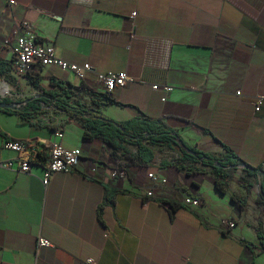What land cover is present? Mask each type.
<instances>
[{
    "label": "crops",
    "instance_id": "0c3cea01",
    "mask_svg": "<svg viewBox=\"0 0 264 264\" xmlns=\"http://www.w3.org/2000/svg\"><path fill=\"white\" fill-rule=\"evenodd\" d=\"M25 20L62 58L133 78L112 93L117 103L94 107L101 114L161 118L190 146L220 158L231 153L239 163L227 168L226 193L212 166L163 145L150 146L151 164L116 172L112 148L99 137L85 140L79 119L0 107V161L16 155L7 139L49 140L59 127L61 144L81 149L77 166L54 174L47 187L42 164L28 172L0 166V264H30L39 236L53 246L38 250V264H264V205L256 201L263 177L246 172L264 171V0H0L1 60L13 59ZM31 74L62 97L67 83L71 104L92 106L81 82L104 92L93 71L80 80L37 65ZM0 80L13 91L1 101L43 95L27 75L11 71ZM165 84L174 90L154 89ZM186 196L202 204H186Z\"/></svg>",
    "mask_w": 264,
    "mask_h": 264
},
{
    "label": "trees",
    "instance_id": "16d2710c",
    "mask_svg": "<svg viewBox=\"0 0 264 264\" xmlns=\"http://www.w3.org/2000/svg\"><path fill=\"white\" fill-rule=\"evenodd\" d=\"M12 59H0V79L5 76L8 78L12 71ZM29 81L35 88L42 92V96L37 99H30L26 103L22 102L20 106L15 108H2L7 111H17L23 116L27 111H34L40 113L44 110L43 105H54L55 109L65 112L74 118L81 121L84 127L83 138L85 140H92L95 137L102 139L108 146L112 148L111 158L117 164L119 170H126L128 166L137 164L146 166L152 163L154 154L150 148L152 145L167 146L175 151L181 152L180 156L183 159H189L194 162L205 163L214 168L215 185L217 189L226 193L229 188L227 179L229 173L227 168L237 165L239 162L235 160L231 153L227 154L225 158H220L213 154L207 153L190 146L183 139V137L174 128L168 125L161 118H153L148 115H141L130 118L126 121H118L101 114L99 108L103 104L117 103L112 97V94L106 92H97L88 87L84 82H81L78 89L82 90L91 99L92 106L76 101L71 104L69 101V89L64 87L65 97L55 93L46 92L41 85V78L38 75H27ZM45 94V95H44ZM7 102V99H2ZM37 102V103H35ZM128 145L135 146V152L128 148ZM190 150L191 152L187 151ZM219 162L220 166L215 163ZM249 175H262L260 183V194L256 201L260 205H264V171L260 167L246 168ZM232 199L239 208H242L241 200L236 194H232ZM258 244L261 250L264 251V230L260 224L258 229Z\"/></svg>",
    "mask_w": 264,
    "mask_h": 264
},
{
    "label": "built area",
    "instance_id": "2783aa9c",
    "mask_svg": "<svg viewBox=\"0 0 264 264\" xmlns=\"http://www.w3.org/2000/svg\"><path fill=\"white\" fill-rule=\"evenodd\" d=\"M11 4L15 0H10ZM21 34L17 38L16 45L13 49L12 71L16 74L29 75L33 72L37 65L40 66H56L62 71L74 73L80 80H85L88 73L95 72L97 82L103 87L104 92L112 94L118 88H124L133 78L126 71H107L96 72L89 63L78 64L66 60L56 53L55 47L46 42L36 39L32 32L31 24L28 21L20 23ZM68 87L67 83L62 84ZM154 89L163 90L166 94L171 93L174 87L171 85H154ZM0 95L2 97L12 96L13 91L10 83L0 80ZM166 96L163 97L165 101ZM263 100L259 99L256 104V110L261 109ZM44 109H55L54 105H43ZM64 135L63 128L59 127L55 130L54 138L49 140L29 139L16 140L7 139L4 147L12 150L16 155L10 159L0 161V166L15 170L16 172H28L32 165L42 164L44 169L43 183L45 187L49 185L54 174L58 172H70L78 164L81 157V149H68L61 144ZM116 172L124 173V170ZM150 177L158 184L163 180L154 174ZM148 195H153V190H149ZM185 203L198 206L202 204V200L197 197L186 196ZM229 226H233L234 222H228ZM53 243L39 236L37 239L35 259L30 264H38V250L43 247H52Z\"/></svg>",
    "mask_w": 264,
    "mask_h": 264
},
{
    "label": "water",
    "instance_id": "95a60500",
    "mask_svg": "<svg viewBox=\"0 0 264 264\" xmlns=\"http://www.w3.org/2000/svg\"><path fill=\"white\" fill-rule=\"evenodd\" d=\"M27 102V101H26ZM22 102H14V103H7L4 101L0 100V107L1 108H15L16 106H20ZM187 151L191 152L190 150L187 149ZM216 166H220L219 162L215 163ZM243 165V164H242Z\"/></svg>",
    "mask_w": 264,
    "mask_h": 264
},
{
    "label": "rangeland",
    "instance_id": "374dc122",
    "mask_svg": "<svg viewBox=\"0 0 264 264\" xmlns=\"http://www.w3.org/2000/svg\"><path fill=\"white\" fill-rule=\"evenodd\" d=\"M263 212H264V209H263Z\"/></svg>",
    "mask_w": 264,
    "mask_h": 264
}]
</instances>
